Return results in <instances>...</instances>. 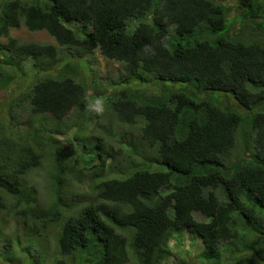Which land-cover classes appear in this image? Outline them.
I'll list each match as a JSON object with an SVG mask.
<instances>
[{"label": "trees", "instance_id": "1", "mask_svg": "<svg viewBox=\"0 0 264 264\" xmlns=\"http://www.w3.org/2000/svg\"><path fill=\"white\" fill-rule=\"evenodd\" d=\"M1 1L0 100L17 78L32 86L14 101L28 107L31 129L0 124V209L3 192L15 217L47 232L66 208L69 175L81 176L91 197L64 212L58 244L71 264H169L174 254L184 261L175 264H264V0H235L233 16L224 0ZM22 27L58 46L21 43L10 32ZM96 51L130 89L81 78ZM143 82L160 94L136 88ZM133 128L139 139L128 138ZM117 158L130 165L120 176ZM42 167L55 202L46 213L22 181ZM183 233L199 251L170 245ZM44 255L0 232V264Z\"/></svg>", "mask_w": 264, "mask_h": 264}, {"label": "rangeland", "instance_id": "2", "mask_svg": "<svg viewBox=\"0 0 264 264\" xmlns=\"http://www.w3.org/2000/svg\"><path fill=\"white\" fill-rule=\"evenodd\" d=\"M225 4L228 8H231L230 15L233 16L235 14V9L237 6V1L235 0H224ZM3 2L0 0V6ZM1 13V9H0ZM137 23L134 22L132 25H136ZM10 35L17 40H19L21 43H38V44H53L57 45L56 40L50 36L47 32H29L25 27H22L20 29H13L10 32ZM0 41L6 42L7 39L2 38ZM66 51L62 52L63 57H67ZM88 60L85 63V67L82 69V75L81 78L85 79V82L88 84L97 85L98 83H104V88L106 90H109L110 92H113V86L120 87L119 91L124 89H130L132 84H123L119 80H117V76L120 71V67L117 63L107 61L104 59L99 51H96L94 53H91L87 56ZM25 68L27 70V77L31 75L32 73V62H26ZM141 75L145 77H154L153 74L146 73L145 71H141ZM144 77V78H145ZM81 78L79 80H81ZM28 79V78H26ZM109 81H111L109 83ZM158 83H141V87L138 86L136 88L142 89V91H149V94H160V88L156 86ZM32 86V83L28 80H23L22 78H17L15 82L9 86L6 94L4 95V100H0V124H4V126H8L11 131H13L15 134L18 133V131H25L28 129H31L30 125L28 124L30 113L27 111L25 105H18L14 103L15 100L19 99L20 95L23 94L24 89L26 87ZM122 86V87H121ZM151 86V87H150ZM149 88V89H147ZM91 91V90H90ZM91 96V94L89 93ZM108 97H111L110 100L113 99V96L108 95ZM93 100V98H92ZM13 104V106L8 107L7 105ZM28 108V107H27ZM51 118V116H49ZM63 125H68L67 121L62 122ZM61 123V124H62ZM53 123L49 124V127H51ZM88 127V126H87ZM82 130L80 132V135H82L85 131ZM99 129H97L98 131ZM130 132L131 135L128 136V138L133 137L134 139H139V134L137 129L133 128ZM92 130H90L87 133V136L91 133ZM71 131H68L67 134H63L61 139L63 140L65 148L71 147V141L68 139V134ZM4 132H0V136H3ZM110 138V137H109ZM93 141V139H92ZM109 142L114 144L116 146V149H118L119 146L126 149L125 145H121L117 142L114 143V141L110 138ZM132 152L136 154V149L131 148ZM48 154L50 155V158L53 159L55 156H59L62 152V149L60 145H57L56 147L49 149ZM137 156V158H139ZM125 158H117L116 165L119 166L117 169L121 168L122 170L118 171L119 173L117 176H120V172H126L124 169H128L130 165L124 160ZM115 168V167H114ZM153 169V167H152ZM157 168H154L156 170ZM49 171L48 168L42 167L37 168L29 175L27 174L22 178V181L26 184L28 191H34L38 198V203L44 208H49L53 203H51V195L53 189L50 190L49 185ZM90 174V173H89ZM111 176H114L115 173H110ZM91 175V174H90ZM71 177L67 179L66 183V208L62 210V215L57 221V224L55 226H49V230L47 232H43L42 234H38L34 231V225L30 223H25L22 220H19V218L15 217L16 209L13 207L12 204V197L9 196L6 193L2 192V195L8 199L4 204L6 205L5 210L0 209V232L3 233L6 237H13L19 239L21 247L23 248L27 247L30 244V241L36 242L40 249L45 253L43 257V264L46 262V264H59V262L64 261L65 264H71V260L67 256H62L59 253V238L61 235L62 228L64 224L66 223V216L64 212L71 211L73 209H76V204H81L84 198L91 197V188L90 184L87 180H78L77 177L69 175ZM22 186V185H21ZM23 188V186H22ZM24 189V188H23ZM50 191H49V190ZM56 189V188H55ZM58 190V189H57ZM56 191L54 192V196H56ZM73 206V207H72ZM41 212V211H40ZM69 214V213H68ZM200 218V216H198ZM15 224H18V227H16ZM7 227V228H6ZM2 231L3 229H5ZM14 232V233H13ZM17 233V235H15ZM31 235V237H30ZM192 235L188 233H183L181 237L175 238L172 240L170 245L174 248H177V243H179L186 251H199V246L202 247V242L200 240L197 241L196 248H192V242L191 240ZM37 255L36 253H34ZM28 257V256H27ZM130 260L127 264H140L133 256H130ZM24 259V257L22 258ZM189 259L193 261V256H190ZM183 259L180 258L177 254H174L169 259V264H175V263H184L182 261ZM188 260V259H187ZM189 260V261H190Z\"/></svg>", "mask_w": 264, "mask_h": 264}, {"label": "clouds", "instance_id": "3", "mask_svg": "<svg viewBox=\"0 0 264 264\" xmlns=\"http://www.w3.org/2000/svg\"><path fill=\"white\" fill-rule=\"evenodd\" d=\"M107 61H108V60H107ZM7 200H8V199L5 198V201H7ZM48 209H51V208L49 207ZM2 210H5V208H3ZM42 212L46 213L47 210H44V211H42Z\"/></svg>", "mask_w": 264, "mask_h": 264}]
</instances>
